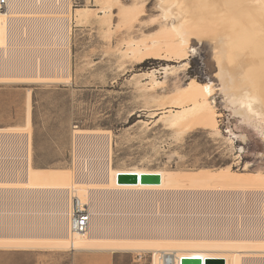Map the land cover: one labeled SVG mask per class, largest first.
Segmentation results:
<instances>
[{
	"label": "bare ground",
	"instance_id": "6f19581e",
	"mask_svg": "<svg viewBox=\"0 0 264 264\" xmlns=\"http://www.w3.org/2000/svg\"><path fill=\"white\" fill-rule=\"evenodd\" d=\"M6 1L0 6V83L58 82L59 78L24 72L21 67L22 52L40 58L38 54L48 51L22 50L17 45L52 43L59 37L68 45L70 0ZM155 1L161 32L149 44L134 47L132 54L141 57L140 63L151 61L148 65L179 64L193 52L192 40H208L226 107L264 140V0ZM77 11L82 17L85 10ZM186 66L165 70L176 74ZM159 85L153 79L152 88ZM213 95L210 84L192 79L170 108H158L154 115H166L172 127H202L221 135L215 102L210 100ZM30 101L28 94L24 127L0 128V249L150 254L151 264H182L183 259H199L202 264L208 259L264 264L263 174L116 169L109 144L82 162L81 142L105 140L104 133L83 131L74 133L77 150L72 171L37 169L32 163ZM228 132L230 144L244 138ZM120 173L157 174L161 182L119 183ZM76 203L89 210L85 234L72 230ZM190 212L198 215L189 216Z\"/></svg>",
	"mask_w": 264,
	"mask_h": 264
},
{
	"label": "rangeland",
	"instance_id": "374dc122",
	"mask_svg": "<svg viewBox=\"0 0 264 264\" xmlns=\"http://www.w3.org/2000/svg\"><path fill=\"white\" fill-rule=\"evenodd\" d=\"M69 3L68 45L62 44L61 37L52 43L22 41L17 45L22 50L48 51L47 55L38 54L40 58L22 52L21 67L24 72L59 78L58 82L49 79L33 84L0 83V128L25 126L30 94L35 168L72 171L77 150L74 133L83 131L104 133L105 140L81 142L82 162L92 158L89 153L98 155L109 144L111 165L116 169L134 167L189 175L206 170L230 171L244 177L264 175V140L226 107L218 90L222 82L217 77L218 65L208 40L201 43L192 40L193 52L185 62H162L155 66L148 65L151 61L140 63L141 57L134 56L131 50L149 44L161 32L155 0H70ZM77 10H85L82 17ZM184 64L187 66L176 74L166 73L167 66L180 68ZM152 74L155 75L150 77ZM153 79L160 83L156 88H152ZM192 79L213 87L210 100L215 102L221 135L202 127H172L166 115H154L158 108H170V103ZM229 130L244 138L230 144ZM247 164L248 171H242ZM7 207L10 203H6ZM101 255L0 249V264H78L79 261L104 264V260L107 264H151L150 254L143 257L137 253L103 254L105 259Z\"/></svg>",
	"mask_w": 264,
	"mask_h": 264
},
{
	"label": "water",
	"instance_id": "95a60500",
	"mask_svg": "<svg viewBox=\"0 0 264 264\" xmlns=\"http://www.w3.org/2000/svg\"><path fill=\"white\" fill-rule=\"evenodd\" d=\"M118 182L119 183H130V184H153L157 185L161 182V177L157 174H142L138 177L135 174H122L118 175ZM207 264H223L222 260H213L208 259L206 260ZM182 264H202L199 259H183ZM225 264V263H224Z\"/></svg>",
	"mask_w": 264,
	"mask_h": 264
},
{
	"label": "built area",
	"instance_id": "2783aa9c",
	"mask_svg": "<svg viewBox=\"0 0 264 264\" xmlns=\"http://www.w3.org/2000/svg\"><path fill=\"white\" fill-rule=\"evenodd\" d=\"M6 0H0V6H5ZM89 210L86 206L80 208L78 203L73 207L72 211V230L78 234H85L90 226Z\"/></svg>",
	"mask_w": 264,
	"mask_h": 264
},
{
	"label": "crops",
	"instance_id": "0c3cea01",
	"mask_svg": "<svg viewBox=\"0 0 264 264\" xmlns=\"http://www.w3.org/2000/svg\"><path fill=\"white\" fill-rule=\"evenodd\" d=\"M101 255V254H100ZM102 257H103V259H105L106 258V256H103V255H101ZM105 262H104V264H107L106 263V260H104ZM78 264H83V263H81L80 261L78 262Z\"/></svg>",
	"mask_w": 264,
	"mask_h": 264
}]
</instances>
